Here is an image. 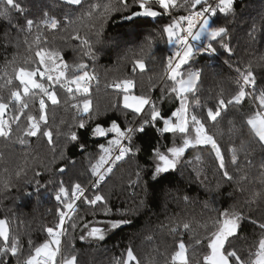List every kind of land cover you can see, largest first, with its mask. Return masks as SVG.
Instances as JSON below:
<instances>
[{"label":"snow or ice","instance_id":"snow-or-ice-1","mask_svg":"<svg viewBox=\"0 0 264 264\" xmlns=\"http://www.w3.org/2000/svg\"><path fill=\"white\" fill-rule=\"evenodd\" d=\"M62 3L74 10L79 9V15L73 18L74 12H63L58 18L45 8L42 10V19L39 23L34 19H25L23 26L14 25L19 33L24 34L22 43L25 51L30 55L24 59L21 66L13 68V74L9 76L6 69L7 64H15L16 57L13 56L5 65L4 75L0 76V80H3V83H0V91L5 89L8 91L7 97L0 95V139L7 142L6 148L8 144L30 147L31 138L38 136L47 138L48 144L52 145L53 131L48 127L47 107L48 102L53 106L60 103L58 90H63L66 95L78 100L81 97H77L75 93L85 94L82 98V108L80 103L70 104L69 101H65L68 107L81 113L78 128L91 127V136H111V139H108L107 146L105 144L96 146L99 155L94 160L91 154L89 156V171L94 177L90 188L80 182L66 186L64 180L56 181L58 188L55 199L61 207L57 209L58 222L44 228L48 239L38 246L31 239L25 244L19 235L12 234L9 220L0 218V264H12L13 260L15 264H57L58 257L59 264H80L77 255L64 253L61 239L66 234V221L76 218L75 214L78 213L79 208L77 201L95 206L104 216L110 217L103 222V228L93 226L91 221L84 224V234L79 239L103 241L109 231L131 224L132 221L124 217L139 208H147L149 200L155 193V185L179 169L187 151L200 146H211L222 176L227 182L235 185L234 192L228 194L229 198L237 192L243 194L246 191L245 184L255 179L261 185V189L252 191L245 204L264 201V160L259 163L257 175L252 178L248 170V166L253 164L249 159V152L245 150L243 142L239 148L232 144L227 150L232 166V171H229L225 153L216 134L211 133L208 127L209 123H219L230 108L239 109L250 101L251 114L247 115L244 123L252 130L260 148L264 149V88L257 87V75L253 65L250 62L243 64L241 60H237L234 67L235 91L225 96L221 89L216 102L210 105L202 103L199 99L203 69L184 71L190 62H196L195 57L207 55L210 65L218 50H223L229 56L235 54L232 45L234 36L227 18H234L237 15L236 0H183L182 4H178L177 0H62ZM133 8L137 10H132ZM176 8L185 10L187 14L173 15V9ZM13 12L26 15L24 0H0V19H5L11 24ZM218 14L225 18V23L216 22L214 18ZM117 16L129 25H134L140 18L156 19L162 16L170 18V23L163 25L158 33L145 37V41L151 48L154 36L166 38V43L172 51L166 58L165 76L172 86L161 89L159 102L151 96L130 97L125 94L121 110L123 122L120 117L101 122L100 112L96 111L93 114L91 102L86 98L89 88L81 84L82 81L87 83L88 80L95 78L94 75L90 76L87 71L88 64L84 63L83 59L90 58L95 61L100 51L99 45L105 43L119 45L122 38L105 40L107 27ZM62 29L67 34L61 39L65 43L73 42L77 45L73 51L79 52L81 62L70 65L65 59L63 49L50 46L52 42L47 33L59 32ZM126 35L132 37L134 33L129 32ZM247 36L253 43L258 39L264 40V16L260 18L259 26L255 21L249 25ZM261 60L264 61V57ZM137 68L141 71L145 70L144 59L135 61L133 72ZM17 81L18 83H15ZM133 86L132 80L114 84L116 88L123 87L125 93ZM167 98H173L176 106L165 112L162 110V104ZM29 99L33 104H38L37 114H32L29 110ZM9 109L12 110L13 115L11 119H5V113ZM127 109L131 112L123 111ZM197 109H200V114L197 113ZM129 116L133 119L129 120ZM22 120L23 127H21ZM93 120L96 121L94 127L90 124ZM228 125L229 136L239 131L233 120H229ZM149 127L154 128L161 135L171 134L170 146H162L158 143L152 149L149 162L151 166L137 165L135 180H129V185L138 187L143 194L137 208L117 209L113 212L109 198L102 189L119 168L120 163L142 151L135 143V139L138 134L145 133ZM219 134L222 136L224 132L221 131ZM68 140L75 142L82 152L88 151L87 141L82 142L77 132H71ZM161 147L164 148L163 151ZM241 154L244 157V167H241ZM60 158L67 159L68 165L74 166L77 163L76 160L67 158L63 150L60 152ZM8 163L5 152L0 151V191L14 188V180L18 181L27 174V161L23 165H16L14 169H10ZM67 170L65 165L61 166L58 172L62 175ZM40 174L35 173L36 176ZM35 183L34 194L39 199L40 188L44 186L38 180ZM48 183L52 184L53 181L49 180ZM25 184H32V180H26ZM219 187L217 185V189ZM89 191L92 192L91 196L87 195ZM26 194L33 195L32 192ZM175 199L184 203L192 200L188 195H177ZM204 206L207 208V201L204 202ZM215 211L217 215L210 218V222L198 220L194 216L187 218L180 213H174L166 217V223H160L158 231H167L171 235L192 233L191 240L194 246L206 243L209 252L203 256V264H264V222L250 220L259 228L261 235L254 247L250 246L241 251L236 241L241 240L240 233L245 216L235 210V206L232 209ZM117 214L120 218H114ZM71 227L75 229L77 224L72 223ZM195 228L203 229L207 235L198 238ZM145 240L151 243L154 236L148 235ZM175 249L165 258L164 264H189L188 245L183 235L179 237ZM160 255L164 254L160 253L158 247L151 248L141 255L129 245L119 257L113 258L112 264H158L157 256Z\"/></svg>","mask_w":264,"mask_h":264},{"label":"trees","instance_id":"trees-1","mask_svg":"<svg viewBox=\"0 0 264 264\" xmlns=\"http://www.w3.org/2000/svg\"><path fill=\"white\" fill-rule=\"evenodd\" d=\"M182 4L183 0H177ZM25 14L12 13L11 24L0 19V76L4 75L5 65L16 57L15 64H7V73L13 74V68L22 65L25 58L30 54L25 51L22 43L23 33H19L14 25L23 26L25 19H34L37 23L42 19V10L47 8L51 15L60 18L63 12H74L79 15V9L69 8L62 3V0H24ZM132 10H137L133 8ZM187 12L181 8L173 9V15H184ZM236 13L233 17H228L227 22L231 25V31L234 36L232 45L235 51L234 55L229 56L223 50H218L217 55L212 59L209 65L207 55L195 57V63L184 69L185 72L196 68L203 69V82L200 84L199 99L202 103L214 104L217 95L223 89L225 96L235 91L234 80L236 73L235 62L241 60L243 64L251 63L253 70L257 75V87L264 88V40L258 39L255 43L251 42L247 36L249 25L253 21L259 26L260 18L264 16V0H236ZM218 24L225 23V18L218 14L214 18ZM168 16L160 18H140L134 25H129L115 17V20L109 24L106 29L105 40L118 39V46L112 43L99 45L97 58L92 61L90 58H84L83 62L88 64L87 71L90 76L95 78L87 81L89 92L86 98L91 102L93 114L99 111L100 121L105 122L120 117L123 122V95L124 89L114 87L116 83H122L124 80H132L134 86L129 92L136 95L151 96L159 102L161 89L172 86V83L165 76L166 58L171 54L170 46L166 43V38L161 39L154 36L153 44L149 48L145 37L150 34L158 33L161 27L170 23ZM35 30V28H34ZM134 33L132 37L126 33ZM67 33L62 29L59 32L49 31L47 33L50 46L63 49L65 59L70 65L81 62L79 52L73 51L77 45L73 42L63 41L61 37ZM31 39V37H29ZM126 41V42H125ZM137 59H144L146 68L141 71L139 68L133 72V66ZM242 66V65H241ZM3 83V80H0ZM15 83H18L15 82ZM47 86V85H46ZM75 87V86H73ZM0 95L7 97V89L0 91ZM60 103L51 105L48 102L47 116L48 127L53 131V144L49 145L47 138L43 136L31 138L30 147H21L19 145L8 144L0 139V151L5 152L8 159V167L14 169L16 165H23L27 161L26 175L18 181L14 180L15 187L0 191V218H7L13 235H19L22 242L27 243L31 239L35 245H39L45 239H48L44 228L53 226L58 222L57 209L61 204L55 199L58 188L56 181L64 180L68 186L75 182H80L84 186H89L94 179L89 171L88 159L99 155L96 147L98 144L107 146L109 137H93L90 135L91 127L79 129L78 123L80 114L76 109L70 108L65 104L80 103L82 108L83 93H75L81 99H74L63 90L57 91ZM29 110L32 114H37L38 104H33L29 99ZM250 104L246 102L239 109L230 108L227 115L217 124L209 123V131L216 134L222 151L225 153L226 163L229 171L232 166L229 162L228 148L235 144L237 148L243 142L244 148L249 152V159L253 161L248 166L250 177L257 175V166L264 160V149H261L252 133V130L244 123L247 115H250ZM176 106L173 98L165 99L162 104V110L168 112L169 108ZM254 108V106H252ZM147 108V106H146ZM131 112L130 109L123 110ZM200 114V109L196 110ZM7 118L11 119L13 112L9 109ZM129 120L133 117L129 116ZM138 119V118H137ZM87 122V117L85 116ZM233 120L236 128L239 130L229 136L228 121ZM95 120L91 121L94 127ZM24 121H21V127ZM15 127V125H14ZM43 127V125H42ZM77 132L82 142L87 141L88 151L82 152L75 142H70L68 136L71 132ZM223 131L224 135L219 133ZM172 141L171 134L161 135L154 128L149 127L143 134H138L135 143L142 149L134 157L126 158L125 162L120 163L112 178L104 185L102 191L108 196L110 206L115 212L117 209H136L142 198V192L138 187L129 185V180H135L134 173L137 165L151 166L150 158L152 149L159 145L170 146ZM61 150L69 159L76 160L74 166L68 165L67 159L60 158ZM163 151L164 148L161 147ZM199 157V159H196ZM67 165V171L62 175L58 169ZM244 157L241 154V167H244ZM41 173L36 176L35 173ZM147 179V177H145ZM26 180H32V184H25ZM39 181L44 187L40 188V198L37 199L35 193L36 181ZM53 183L49 184L48 181ZM219 185V189H217ZM235 185L227 182L218 169V162L215 158L211 146H200L186 152L184 160L174 173L167 175L159 184L155 185V193L148 202L147 208H139L131 212L125 219H130L131 224L122 226L118 230L109 231L106 239L103 241L84 240L79 237L84 234L83 225L92 222L93 226L104 227V221L110 217L104 216L95 206L83 205L78 208L75 219L67 221L65 224L66 234L63 236L62 248L66 255L75 254L79 257L80 264H112L114 257H119L121 253L131 245L138 253L143 255L151 248L158 247L160 253L164 255L157 256L158 264H164L165 258L169 257L175 251V245L181 235L188 245L189 264H203V256L207 255L206 243L200 246H194L191 240L192 233H178L171 235L158 231L160 223H166V217L180 213L181 216L190 218L196 217L201 221H209L217 215L215 210L222 211L225 208L240 211L245 216L242 221L241 240L236 241L241 251L253 246L260 237L259 228L250 222L256 220L264 222V201L245 204L249 194L252 191L260 190L261 185L255 179L245 184L246 191L243 194L235 193L229 198V193L234 192ZM111 190V191H110ZM32 192L33 195H27ZM90 194L92 192L90 191ZM177 195H188L192 198L189 203L182 200L177 201ZM208 202L207 208L204 202ZM95 213V215L93 214ZM114 218H120L117 214ZM72 223L77 224L73 229ZM199 237L206 236L207 233L200 228H195ZM154 236L151 243L146 242L145 237ZM153 255H156L153 253ZM15 262L14 260L12 263Z\"/></svg>","mask_w":264,"mask_h":264},{"label":"built area","instance_id":"built-area-1","mask_svg":"<svg viewBox=\"0 0 264 264\" xmlns=\"http://www.w3.org/2000/svg\"><path fill=\"white\" fill-rule=\"evenodd\" d=\"M186 14H187V13H186ZM186 14H184V15H186ZM178 16H180V15H178ZM5 118H7L6 115H5ZM87 187L90 188V185L87 186ZM87 195L91 196L90 191L87 193ZM77 204L79 205V207H81V206H83V205H87V204L82 203V201H77ZM66 222H67V221H66ZM61 239L63 240V237H62ZM59 261H60V258L58 257V258H57V264H59ZM12 264H15V262H13Z\"/></svg>","mask_w":264,"mask_h":264},{"label":"rangeland","instance_id":"rangeland-1","mask_svg":"<svg viewBox=\"0 0 264 264\" xmlns=\"http://www.w3.org/2000/svg\"><path fill=\"white\" fill-rule=\"evenodd\" d=\"M170 51H172L171 47H170ZM81 84H82V86H87V87L89 88L88 84L86 85V83H85L84 81H82ZM73 86H74V85H73ZM125 94L129 95L130 97H131V96H139V95H136V94H134V93L129 92V90H128L127 93H124V95H125ZM124 95H123V96H124ZM130 102H131V101H130ZM90 106H91V105H90ZM145 107H146V106H145ZM5 115L7 116V113H5ZM4 118H5V116H4ZM5 119H9V118H5Z\"/></svg>","mask_w":264,"mask_h":264}]
</instances>
